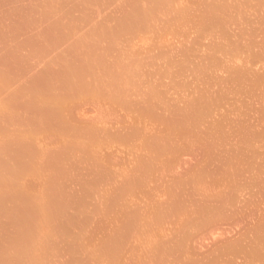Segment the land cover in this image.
<instances>
[{
    "label": "rangeland",
    "instance_id": "1",
    "mask_svg": "<svg viewBox=\"0 0 264 264\" xmlns=\"http://www.w3.org/2000/svg\"><path fill=\"white\" fill-rule=\"evenodd\" d=\"M0 264H264V0H0Z\"/></svg>",
    "mask_w": 264,
    "mask_h": 264
}]
</instances>
